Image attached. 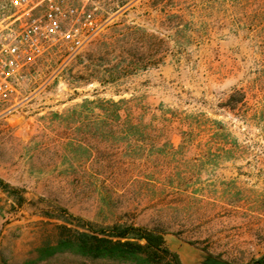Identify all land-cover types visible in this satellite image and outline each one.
<instances>
[{"label": "rangeland", "instance_id": "374dc122", "mask_svg": "<svg viewBox=\"0 0 264 264\" xmlns=\"http://www.w3.org/2000/svg\"><path fill=\"white\" fill-rule=\"evenodd\" d=\"M98 7L82 50L53 47L0 100V264H132L53 250L89 224L161 233L181 264H264V0Z\"/></svg>", "mask_w": 264, "mask_h": 264}, {"label": "built area", "instance_id": "2783aa9c", "mask_svg": "<svg viewBox=\"0 0 264 264\" xmlns=\"http://www.w3.org/2000/svg\"><path fill=\"white\" fill-rule=\"evenodd\" d=\"M0 22V100L14 92L19 71L47 51L65 45L71 55L101 30L100 0H6Z\"/></svg>", "mask_w": 264, "mask_h": 264}, {"label": "trees", "instance_id": "16d2710c", "mask_svg": "<svg viewBox=\"0 0 264 264\" xmlns=\"http://www.w3.org/2000/svg\"><path fill=\"white\" fill-rule=\"evenodd\" d=\"M107 103L113 109L117 124L126 123L132 129H138L144 123L135 112H132L128 119L123 120V105L128 103L126 100L120 99L116 102L109 101ZM0 184H2L1 181ZM53 250L69 252L92 261L171 264L160 258L159 253H162L173 264H181L178 255L168 249L163 234L132 226L112 225L93 229L89 224L87 228L84 227L82 230L60 226L57 243ZM257 264L262 263L258 262Z\"/></svg>", "mask_w": 264, "mask_h": 264}, {"label": "water", "instance_id": "95a60500", "mask_svg": "<svg viewBox=\"0 0 264 264\" xmlns=\"http://www.w3.org/2000/svg\"><path fill=\"white\" fill-rule=\"evenodd\" d=\"M193 264H232L202 251H195Z\"/></svg>", "mask_w": 264, "mask_h": 264}]
</instances>
